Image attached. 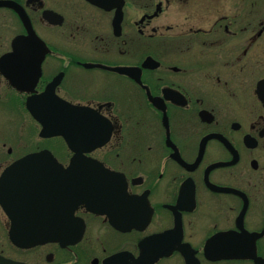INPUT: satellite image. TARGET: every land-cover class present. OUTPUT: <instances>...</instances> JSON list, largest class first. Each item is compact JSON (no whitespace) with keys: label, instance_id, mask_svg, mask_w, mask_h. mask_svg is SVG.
Segmentation results:
<instances>
[{"label":"flooded vegetation","instance_id":"obj_1","mask_svg":"<svg viewBox=\"0 0 264 264\" xmlns=\"http://www.w3.org/2000/svg\"><path fill=\"white\" fill-rule=\"evenodd\" d=\"M55 120L66 137L43 135ZM43 150L115 173L107 211L80 205L74 243L22 247L12 230H40L39 213L55 222L67 203L46 183L7 187L0 259L258 264L264 0H0V178Z\"/></svg>","mask_w":264,"mask_h":264},{"label":"water","instance_id":"obj_2","mask_svg":"<svg viewBox=\"0 0 264 264\" xmlns=\"http://www.w3.org/2000/svg\"><path fill=\"white\" fill-rule=\"evenodd\" d=\"M30 36L35 37L36 40L39 39L32 30H30ZM40 42L41 45L44 44L42 41ZM14 48H17V43L14 44ZM42 123L44 124V131L50 127L54 128L52 133L46 134V132H43V135H62L66 137L63 129L64 121L55 120L50 125L45 121H42ZM45 162L50 163L45 165ZM114 176L115 173L106 169L98 160L86 157L78 152L72 158V165L68 168L60 164L58 159L47 150L23 157L13 167L7 169L0 178V204L4 205L6 201L5 190L7 187H15L14 193L20 197L35 192L33 189H23L22 187L29 188L46 183L55 187V193L61 195L62 200L67 203V209L62 215L56 214L55 222L53 221L54 217L51 215V222H42L44 218L47 219L48 214L39 213L40 230H12L10 233L12 241L19 246L29 247L49 242H59L65 245L80 240L84 233L85 224L81 218L75 215L76 210L80 205L85 204L89 210L97 213L107 211V208L102 205L103 201L112 198L114 191L106 189L105 186H112ZM8 190L10 193L9 188ZM56 200L58 201L60 198L56 197ZM16 224L14 223V225ZM37 224V222H30V225L34 227ZM226 250L220 249L219 251L224 252ZM220 255L216 258L240 257V255L230 256L229 252ZM251 257H254L258 264H264V259H259L254 255ZM0 264L20 263L4 258L0 259Z\"/></svg>","mask_w":264,"mask_h":264}]
</instances>
